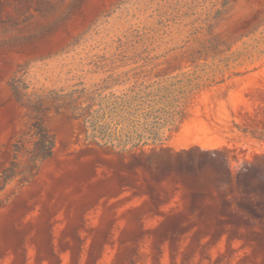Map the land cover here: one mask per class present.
<instances>
[{"label":"rangeland","instance_id":"rangeland-1","mask_svg":"<svg viewBox=\"0 0 264 264\" xmlns=\"http://www.w3.org/2000/svg\"><path fill=\"white\" fill-rule=\"evenodd\" d=\"M20 66L97 114H49L55 156L0 194V264H264V0H0V172L33 118Z\"/></svg>","mask_w":264,"mask_h":264},{"label":"trees","instance_id":"trees-1","mask_svg":"<svg viewBox=\"0 0 264 264\" xmlns=\"http://www.w3.org/2000/svg\"><path fill=\"white\" fill-rule=\"evenodd\" d=\"M8 87L14 100L21 104L33 118L25 125L11 145V160L0 172V194L14 182H18L21 188L30 184L39 175L44 163L55 156L57 139L46 126L49 114L59 115L69 112L73 116L85 118L88 123L97 114L91 106H84L80 97L74 98L75 92L64 94L62 91L58 93L50 91L49 94H40L31 90L26 66H20L17 69L9 80ZM133 102L135 101L125 100V104L121 103L122 106L116 107L117 112L113 114L122 115L127 112L137 118L143 108L139 104L132 106ZM155 106L148 105V109L144 108V112L153 114L152 110ZM150 114H145V118ZM117 129L116 141L118 140L120 146H126L123 145L126 134L122 132L120 125ZM126 143H128L127 140Z\"/></svg>","mask_w":264,"mask_h":264}]
</instances>
